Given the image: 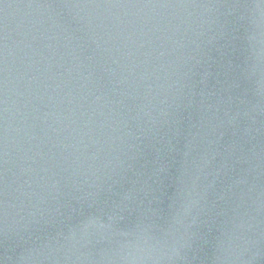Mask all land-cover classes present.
<instances>
[{
    "label": "water",
    "instance_id": "water-1",
    "mask_svg": "<svg viewBox=\"0 0 264 264\" xmlns=\"http://www.w3.org/2000/svg\"><path fill=\"white\" fill-rule=\"evenodd\" d=\"M0 264H264V0H0Z\"/></svg>",
    "mask_w": 264,
    "mask_h": 264
}]
</instances>
